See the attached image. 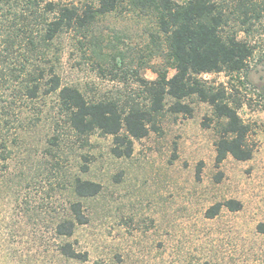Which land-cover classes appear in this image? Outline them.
Wrapping results in <instances>:
<instances>
[{
  "label": "rangeland",
  "instance_id": "obj_1",
  "mask_svg": "<svg viewBox=\"0 0 264 264\" xmlns=\"http://www.w3.org/2000/svg\"><path fill=\"white\" fill-rule=\"evenodd\" d=\"M217 1L231 17L226 32L237 33L254 53L242 72L200 78L231 94L250 128L252 159L240 162L229 156L217 166L221 121L195 97L186 100L191 114L165 110L158 131L135 140L129 158L113 156L112 137L97 132L83 144L66 125L59 127L66 139L53 152L62 159L53 157L44 146L58 116L56 99H49L38 137L15 152L7 178L0 180V264H264V234L257 228L264 223V0L246 1L261 10L260 18L246 25L240 21L246 7L239 0ZM79 39L73 33L62 37L59 72L63 84L79 86L93 100L143 97L139 77L155 80L156 70L166 66L156 14L130 0L98 17L83 44ZM119 54L124 61L117 65ZM174 73L169 70V76ZM56 162L102 185L97 197L84 201L89 223L79 225L70 238L55 231L72 199L61 186L66 181ZM82 165L89 166L87 173L81 172ZM231 199L243 208L231 212L223 207L216 217H206L212 206ZM66 243L86 254V260L64 257L60 248Z\"/></svg>",
  "mask_w": 264,
  "mask_h": 264
},
{
  "label": "trees",
  "instance_id": "obj_2",
  "mask_svg": "<svg viewBox=\"0 0 264 264\" xmlns=\"http://www.w3.org/2000/svg\"><path fill=\"white\" fill-rule=\"evenodd\" d=\"M123 1L96 0L97 5L80 7L60 2L43 4L42 0H0V180L7 178L15 152L29 148L38 137L37 130L43 128L48 118L44 106L53 98L58 116L52 122L53 133L44 141L46 154L53 157H60L53 152L60 151L66 139L59 131V127L66 125L83 144L97 132L112 137L113 156L129 158L135 140L147 137L152 129L158 131L157 122L165 110L191 114L186 100L195 97L209 104L221 121L216 143L217 166L229 156L240 162L252 159L253 149L247 140L250 128L241 119L231 94L223 86L200 78L203 74L242 72L254 53V48L238 39L237 33L226 32L231 17L217 0H130L136 8L156 14L167 49L166 66L156 70V79L139 77L142 98L93 100L79 86L63 84L59 72L62 37L73 33L83 44L97 18L114 12ZM246 1L238 2L246 7L240 16L243 25L261 16V10L250 8ZM114 60L119 65L124 56L119 54V59L116 56ZM170 69L175 71L172 76ZM168 100L171 104L166 109ZM55 165L62 182L66 181L61 186L72 195L67 214L57 223L55 231L59 237L70 238L79 225L89 223L84 201L97 197L102 185L73 174L63 164ZM88 171V165L81 166V172ZM223 207L237 212L243 204L234 199L218 203L207 210L206 217H216ZM257 228L264 234V223ZM60 253L72 260L87 258L70 243L62 245Z\"/></svg>",
  "mask_w": 264,
  "mask_h": 264
}]
</instances>
